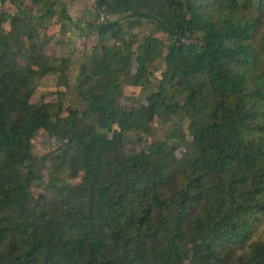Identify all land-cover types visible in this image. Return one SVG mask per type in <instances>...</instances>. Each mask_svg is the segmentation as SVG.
Wrapping results in <instances>:
<instances>
[{"label": "trees", "instance_id": "trees-1", "mask_svg": "<svg viewBox=\"0 0 264 264\" xmlns=\"http://www.w3.org/2000/svg\"><path fill=\"white\" fill-rule=\"evenodd\" d=\"M91 1L83 109L64 114L31 98L69 63L45 51L48 29L71 23L65 3L1 0L13 12H0V264H264V0ZM124 23L166 42L132 51ZM158 59L156 92L123 105ZM158 115L187 120L181 158L166 142L126 151ZM40 131L58 147L35 157Z\"/></svg>", "mask_w": 264, "mask_h": 264}, {"label": "rangeland", "instance_id": "rangeland-1", "mask_svg": "<svg viewBox=\"0 0 264 264\" xmlns=\"http://www.w3.org/2000/svg\"><path fill=\"white\" fill-rule=\"evenodd\" d=\"M63 2L66 5L71 23L65 22L62 25L63 27L61 25H53L48 29L47 37L49 38V44L45 48V51L48 55L53 54L58 60H68L69 63L67 65L63 64L61 72L36 80L31 103H58L61 106L62 113L65 114L68 109H83L73 87L76 84L80 67L97 46L98 38L89 28L90 24L97 23V12L92 1L63 0ZM1 11L13 12V7L9 2L1 3L0 0ZM115 19L116 17H111V20ZM63 29L67 33L62 34ZM123 29L126 32L125 39L132 41V51L150 34L166 42V35L152 32V28L147 25L137 26L129 31L128 24L124 23ZM150 71L153 72V76L148 79L149 84H146L143 88H124V97L121 99L123 105L131 107L137 106L139 103H145L146 96L156 92L161 79V73L164 71L163 60L158 59L150 68ZM151 126L154 132L153 136L140 135L141 143H139V137L133 136L134 143H129L126 146V151H129L131 148L137 150L146 149L153 141L166 142L169 145L175 146V154L178 158H181L190 142L187 120L176 115H172L167 119H164L162 115H158L152 121ZM57 147L58 143L53 138H50L45 132L40 131L32 141V154L35 157H43L54 153ZM59 175L60 179L63 180L62 184L65 186H73L78 183V180L70 179L66 172H62ZM50 177L51 175L48 173V170H44L40 176L45 184L50 180ZM34 193L36 194V192ZM37 193L40 194L41 191Z\"/></svg>", "mask_w": 264, "mask_h": 264}]
</instances>
